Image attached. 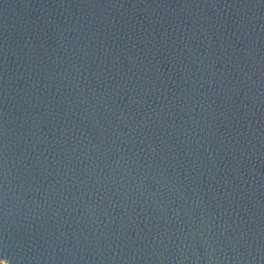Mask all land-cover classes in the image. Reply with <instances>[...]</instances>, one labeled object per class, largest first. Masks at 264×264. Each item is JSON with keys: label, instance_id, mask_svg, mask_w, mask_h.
Returning a JSON list of instances; mask_svg holds the SVG:
<instances>
[{"label": "water", "instance_id": "obj_1", "mask_svg": "<svg viewBox=\"0 0 264 264\" xmlns=\"http://www.w3.org/2000/svg\"><path fill=\"white\" fill-rule=\"evenodd\" d=\"M7 264H264V0H0Z\"/></svg>", "mask_w": 264, "mask_h": 264}, {"label": "snow or ice", "instance_id": "obj_2", "mask_svg": "<svg viewBox=\"0 0 264 264\" xmlns=\"http://www.w3.org/2000/svg\"><path fill=\"white\" fill-rule=\"evenodd\" d=\"M8 257L0 253V264H7Z\"/></svg>", "mask_w": 264, "mask_h": 264}]
</instances>
